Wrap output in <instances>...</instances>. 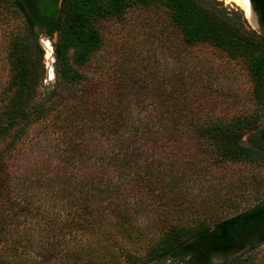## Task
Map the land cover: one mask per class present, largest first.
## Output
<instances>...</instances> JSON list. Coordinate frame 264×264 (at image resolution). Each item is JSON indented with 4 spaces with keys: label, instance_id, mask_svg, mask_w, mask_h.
Wrapping results in <instances>:
<instances>
[{
    "label": "trees",
    "instance_id": "obj_1",
    "mask_svg": "<svg viewBox=\"0 0 264 264\" xmlns=\"http://www.w3.org/2000/svg\"><path fill=\"white\" fill-rule=\"evenodd\" d=\"M252 4L261 33L246 29L240 14L230 15L217 0H64L62 18L48 32L51 39L58 35L56 82L41 94L45 50L37 21L22 0H0L25 21L22 33L11 30L6 46L0 139L10 142V153L32 129L48 128L69 146L61 168L42 164L43 177L35 178L46 194L59 193L66 202L64 216L34 208L29 183L0 156V264H215L264 241V201L211 222L208 210L185 206L175 186L177 165L193 152L205 172L209 164L219 171L264 158V128L258 130L264 0ZM137 9L149 13L146 21L164 33L175 57L209 50L244 67L248 106L227 116L204 115L200 107L212 93L205 73L188 80L179 72L164 80L141 77L135 61L146 50L112 48L103 28ZM249 132H255L251 146L242 140ZM156 192L163 205L151 208L146 200ZM39 214L37 227L27 224ZM255 262L249 255L231 264Z\"/></svg>",
    "mask_w": 264,
    "mask_h": 264
},
{
    "label": "rangeland",
    "instance_id": "obj_2",
    "mask_svg": "<svg viewBox=\"0 0 264 264\" xmlns=\"http://www.w3.org/2000/svg\"><path fill=\"white\" fill-rule=\"evenodd\" d=\"M217 1L230 15L239 13L246 23V29L261 33L259 28L255 26L253 19H249L241 7L226 0ZM0 12L4 15L2 18L0 17L1 89L8 79L6 46L12 33L11 30H18L22 33L25 21L22 13L10 5H0ZM148 14L145 9H137L127 15L125 22L111 20L103 25L104 32L108 35L109 45L112 48L118 47L119 49L128 50L132 49L129 47L135 44L140 48V51L146 50L144 56L135 61L141 77H158V79L164 80L171 77L174 72L176 74L179 72L188 80L190 74L205 73L206 77L211 78L212 93L209 104L203 108L200 107L204 115L227 116L248 106L250 102V95H248L250 81L244 67L234 62L231 63L222 55L209 50H194L192 54L183 52L180 56L175 57L170 51L171 47H168L163 41L166 37L164 33L151 28L146 21L145 16ZM57 38L58 35L51 39L47 38L45 34H39V42L45 50L44 64L46 71L45 79L40 87L41 94L54 89L52 85L56 82V59L53 45ZM46 42L50 43V51L46 47ZM149 80L147 81L149 82ZM57 91L64 92L62 89ZM40 98L42 99V97ZM148 111L149 108L147 107L145 112L148 113ZM263 128L264 116L258 130ZM60 134L58 131L51 133L48 128L32 129L10 153L7 152L11 147L10 142L0 139V156H4L6 163L14 171L16 170L15 177L17 179L22 178L26 183H29L28 192L31 195L32 206L36 209L46 210L48 216H54L55 214L64 216L66 202L61 199L59 193H52L53 191L50 190L46 194L41 186L42 181L40 180V183L37 184L35 178L40 177L42 164L52 162L50 165L56 169L62 167V160L65 159L67 153L65 149L69 146L67 147L63 143ZM254 134L255 132L244 134L242 140L245 145H252L251 138ZM192 155L191 157L182 156L177 165L180 180L175 186L178 193L181 194V199L185 201V206L197 210H208L212 217L209 221L214 222L220 220L218 218H230L238 213L248 211L264 201V158L252 161L253 163L229 164L225 170L221 169L219 171L212 164H209V168L205 172V170L200 169L201 165L198 164L195 158L196 154L193 152ZM42 177L43 175L40 178ZM149 198L146 201L149 202L151 208L158 204L163 205L162 200L164 199L157 192L154 197ZM62 211L63 213H60ZM39 216L41 215L39 214L28 220L27 224L37 227L38 223L42 222ZM38 233L39 230L34 233L35 238L38 237ZM76 244V241L73 242V247ZM249 255L256 257L255 264H264V241L242 247L227 261L215 260L214 263L231 264L234 260ZM121 263L126 264V260L121 259ZM167 264L171 263L168 262Z\"/></svg>",
    "mask_w": 264,
    "mask_h": 264
},
{
    "label": "flooded vegetation",
    "instance_id": "obj_3",
    "mask_svg": "<svg viewBox=\"0 0 264 264\" xmlns=\"http://www.w3.org/2000/svg\"><path fill=\"white\" fill-rule=\"evenodd\" d=\"M22 1L26 4L28 13L37 21L36 30L39 31L40 34H45L47 38H50L48 35L49 30L53 29L56 26L55 23L56 20L62 18L64 0H22Z\"/></svg>",
    "mask_w": 264,
    "mask_h": 264
},
{
    "label": "bare ground",
    "instance_id": "obj_4",
    "mask_svg": "<svg viewBox=\"0 0 264 264\" xmlns=\"http://www.w3.org/2000/svg\"><path fill=\"white\" fill-rule=\"evenodd\" d=\"M226 1L235 3L237 6L241 7V9H243L245 11L247 17L251 20L252 19L254 20L253 13L251 12L249 0H226ZM46 47L50 51V49H51L50 43L46 42Z\"/></svg>",
    "mask_w": 264,
    "mask_h": 264
},
{
    "label": "water",
    "instance_id": "obj_5",
    "mask_svg": "<svg viewBox=\"0 0 264 264\" xmlns=\"http://www.w3.org/2000/svg\"><path fill=\"white\" fill-rule=\"evenodd\" d=\"M249 4H250V7H251V12L253 13V17L255 18L253 21H254V24H255V26H257L258 28H259V32H262V30H261V25H260V23H259V17H258V14H257V12L255 11V9H254V6H253V4H252V0H249ZM253 24V25H254Z\"/></svg>",
    "mask_w": 264,
    "mask_h": 264
}]
</instances>
